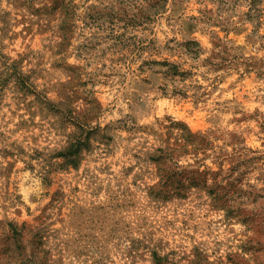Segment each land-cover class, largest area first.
I'll list each match as a JSON object with an SVG mask.
<instances>
[{
  "label": "rangeland",
  "instance_id": "1",
  "mask_svg": "<svg viewBox=\"0 0 264 264\" xmlns=\"http://www.w3.org/2000/svg\"><path fill=\"white\" fill-rule=\"evenodd\" d=\"M250 2L0 0V264H264Z\"/></svg>",
  "mask_w": 264,
  "mask_h": 264
},
{
  "label": "trees",
  "instance_id": "2",
  "mask_svg": "<svg viewBox=\"0 0 264 264\" xmlns=\"http://www.w3.org/2000/svg\"><path fill=\"white\" fill-rule=\"evenodd\" d=\"M264 0H251V7H250V11H252L253 14H249L248 17L250 19H257L261 22V20H263L264 18V7L261 6L262 2ZM28 75H20L17 79V85L19 87L20 90H26L29 93H33L36 97L39 96V93L37 92H33L32 90H30V83L28 81ZM46 99V98H45ZM45 105L46 107L51 110L54 113H59L62 114L64 113V110L59 108V106L63 105L64 103L61 101H57L52 102L50 100H45ZM67 115H70V111L66 110ZM76 125V124H75ZM88 139L89 137H81V136H77L75 137V139L73 141H71L68 146H66V151L65 152H61V156L64 157L65 161L71 163L72 165H76V158L77 155L79 153V151L82 148L87 147V143H88ZM72 160H68L71 159ZM16 233V230L14 231Z\"/></svg>",
  "mask_w": 264,
  "mask_h": 264
}]
</instances>
